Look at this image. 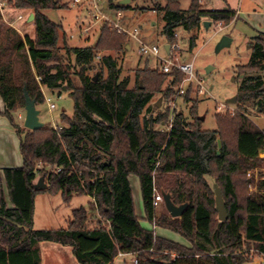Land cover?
<instances>
[{
  "label": "trees",
  "instance_id": "obj_1",
  "mask_svg": "<svg viewBox=\"0 0 264 264\" xmlns=\"http://www.w3.org/2000/svg\"><path fill=\"white\" fill-rule=\"evenodd\" d=\"M0 1L31 11L34 27L32 38L21 37L0 21L2 115L20 137L22 158L21 167L0 170V264H42L41 243L68 247L78 264H113L119 254L135 256L137 264H246L264 255V175L255 184L247 178L248 172L264 168V132L249 117L251 110L264 116L263 34L252 38L248 62L235 68L242 76L235 113L215 115L216 129L203 131V118L190 123L174 112L170 123L168 110L152 115L159 111L156 104L150 106L154 95L160 93L168 102L183 74L146 67L135 72L131 86L128 78L120 79L117 60L100 56L121 51L128 36L104 24L94 46L71 48L62 26L43 14L66 9L59 0ZM181 1L166 0L155 10L168 44L175 43L178 29L194 34L205 20L227 26L235 16L229 9L208 10L199 0H190L183 10ZM109 5L129 9L113 0ZM194 40L189 39V47ZM24 89L36 107L45 103L43 91L67 93L72 116L62 114L55 129L21 128L14 116L24 109ZM47 166L52 172H45ZM130 175L139 182L144 220L180 235L187 247L140 225ZM39 178L47 189L34 190ZM213 185L222 193L224 222L217 218ZM154 188L168 194L175 206L187 205L180 218L155 216ZM44 192L60 194L65 204L74 196H89L97 212L93 228L80 208L66 229L32 230L34 199Z\"/></svg>",
  "mask_w": 264,
  "mask_h": 264
},
{
  "label": "rangeland",
  "instance_id": "obj_2",
  "mask_svg": "<svg viewBox=\"0 0 264 264\" xmlns=\"http://www.w3.org/2000/svg\"><path fill=\"white\" fill-rule=\"evenodd\" d=\"M61 5H65L64 10H49L44 11L43 14L53 23L60 24L63 29L66 43L71 48H85L94 46L100 29L104 24L97 23L92 25L91 30L86 36H79V29L88 26V20H85L84 13L79 11L77 7L71 6V0H59ZM115 4H119L120 0H113ZM231 7L237 11L238 19L234 23L228 24L225 27L221 25L219 30V23L214 24L209 22V27L205 30L200 26L198 32L187 33L182 29L176 30L175 43L168 44L161 35L162 22L160 15L155 10L163 7L166 0H130L129 9L121 11L123 17L121 19L115 18V12H108L105 15L117 23L119 26L128 30L137 29L138 33L135 39L129 38L123 46V49L118 52H101L100 56L109 55L117 60V65L121 68L120 79L128 78L131 86L135 83V72L142 70L146 67L157 69L160 72V62L151 56H141L139 50L141 45L156 46L158 48V57L163 60L167 57L164 50L165 46L175 47L172 53V59L177 60L178 63L193 62L194 64V78L192 81L187 80L183 75V80L177 88L176 93L171 97L168 102L162 100L160 93L155 94L150 106L159 104V111L152 110V115L155 117L159 112L168 110L169 120L172 118L174 112H181L186 120L193 123L195 118H203L201 122V129L203 131H213L216 129L215 115L217 114H230L233 115L236 111L235 104H229L226 100L236 97V87L239 84L242 76L236 73L235 68L244 66L250 56L251 38L256 37L258 34L254 30H259L257 18H254L255 13L264 14V0H243L242 4L238 5L239 0H226ZM7 2V1H6ZM6 2H1L0 5V21L7 27L17 31L21 37H25L28 33L27 28V12L13 9L12 6ZM190 0H182L180 7L184 10L189 6ZM199 3L210 10H222L224 7L223 0H199ZM257 11V12H256ZM257 13V14H258ZM21 16V20L17 17ZM260 31V30H259ZM72 36V38H70ZM195 36L193 47H189V39ZM228 37L232 40L229 47L223 48L219 52L216 47L222 37ZM250 39V40H249ZM247 40V41H246ZM97 64V61H95ZM211 67L212 70L206 73V68ZM93 75V73H90ZM182 90L183 94L180 95L179 91ZM44 95L49 97L55 105V109L50 111L46 103L36 109L40 112V121L44 126L54 128L60 126V116L62 114L71 117L73 114V100L64 92L60 95L43 91ZM187 97V101L185 98ZM237 100V97H236ZM194 109L192 115L190 109ZM250 119L255 126L264 132V116L258 115L255 111L250 112ZM15 122L23 128L24 110H19L15 113ZM162 129L164 128H158ZM14 138L20 142V137L14 131ZM12 139L6 132L0 131V156L2 158L6 155L8 159L14 158L16 151L20 156L18 145L15 143L11 145ZM14 142V140H13ZM4 146V147H3ZM51 166L45 167V172H52ZM259 174L264 175V168L248 172L247 178L252 179L253 183L259 180ZM137 180L135 177H133ZM213 181L210 180V185ZM3 195L10 208L11 205L8 201L7 191L2 181ZM250 192L254 191V187L250 186ZM134 205L135 214L138 217H143L144 211L142 200L139 190H134ZM95 206L92 200L87 195L74 196L68 204L63 203L60 194L50 195L47 192L38 194L34 199L33 210V226L32 230H58L66 229L69 221L72 219V212L74 210L83 208L89 218L88 228L91 229L95 225L93 216L95 215ZM165 215L169 217L164 203H160L155 208V216L160 217ZM170 218V217H169ZM143 227H149L148 223H141ZM156 236L168 241L188 246V242L180 235L165 229H157ZM65 249L54 243H41L39 251L44 249ZM75 264H78L73 257ZM114 264H122L118 260ZM126 264H131L127 260Z\"/></svg>",
  "mask_w": 264,
  "mask_h": 264
},
{
  "label": "built area",
  "instance_id": "obj_3",
  "mask_svg": "<svg viewBox=\"0 0 264 264\" xmlns=\"http://www.w3.org/2000/svg\"><path fill=\"white\" fill-rule=\"evenodd\" d=\"M110 0H71V6L77 7L79 11L84 13L85 20H88V26L82 27L79 29L78 35L79 36H86L88 35L89 31L92 28V25L97 23H107L111 27L117 30L118 33L124 34L129 38L135 39L137 36V29H132L131 32L124 29L123 27L119 26L117 23L110 20L105 14L108 12H115V18L121 19L123 14L121 11L115 10L109 5ZM2 4L0 5V7ZM22 17H17V20H21ZM221 23H219V30H221ZM174 37H177L176 33ZM72 38V36H70ZM175 51V47H168V51L166 52L167 57L163 60L159 59L158 57V48L156 46H146L141 45L139 53L141 56H151L156 58L160 62V73L162 74H169L173 69L178 71L179 73L183 74L187 77V80L192 81L194 78V64L193 62H184L178 63L177 60L172 59V53ZM39 81V79H37ZM179 94L182 95L183 91L180 90ZM44 100L47 105V108L52 111L55 109V105L52 103L51 99L44 95ZM172 119V118H171ZM170 119V123H171ZM170 123L168 128H170ZM56 127H54L55 129ZM60 129V128H59ZM160 203H163V197L160 192H158L155 188L153 189V207L156 208ZM255 256L259 257V264H264V255L257 254ZM254 257V256H253ZM252 257V258H253ZM135 264L137 262L135 261Z\"/></svg>",
  "mask_w": 264,
  "mask_h": 264
},
{
  "label": "crops",
  "instance_id": "obj_4",
  "mask_svg": "<svg viewBox=\"0 0 264 264\" xmlns=\"http://www.w3.org/2000/svg\"><path fill=\"white\" fill-rule=\"evenodd\" d=\"M122 1L123 0H120L119 4ZM242 1L243 0H239L238 1V5L242 4ZM129 2H130V0H129ZM223 2H224V5H223L224 7L222 8V10L229 9V10H231V11H233L235 13L234 19L230 22V24H232V23L235 22V20L238 19L237 11L234 9V7L232 8L231 5L226 0H223ZM210 10L211 11H216V10H212V9H210ZM257 13H255L253 15V17L257 18V21H258L257 23L259 24V30L260 31L259 30H254V31L257 34H263L264 35V14L263 13H258L257 14ZM29 15H30V13L27 12V16L28 17H29ZM27 25L28 26H27L26 30H28V33H26L25 35H27L28 37L32 38L33 35H34L33 23H27ZM229 25H227V26H229ZM227 26H225V27H227ZM226 102H227V100H226ZM3 112H4V105H3L2 100L0 99V131L6 132L9 135V137H11V139H12L11 145L14 146L15 143H16V145H18V150H19L18 141L16 140V138H14L15 137L14 136V130L10 126L9 122L7 121V119L2 115ZM39 119H40V117H39ZM13 140H14V142H13ZM15 146H14V148H15ZM19 154H20V152H19ZM263 156H264V152H263ZM21 165H22V158H21V155L20 156L17 155V151H16V154H15L14 158L13 159L10 158V160L8 159V157L6 155L3 158H2V156H0V170L5 169V168H19V167H21ZM133 177H135V176H133V175L128 176V183H129V186H130V189H131L132 198H133V204H134V195H133L134 194V190L135 191L139 190V192H140V186H139L138 179L135 177L137 179V180H135ZM140 195H141V193H140ZM95 211H96V209H95ZM134 211H135V205H134ZM96 216H97V212L95 213L93 218H95ZM138 218L140 219V221H139L140 225H141V223H147L144 220L145 216L138 217ZM143 228L147 229V230H152L155 235H156L155 231L157 229H160V228H157V227H154V226H151V225H149V227H143ZM40 257H41L42 264H75L70 249H68V250L57 249V248H53V250L52 249H44V250H41V256ZM117 260L120 263H122V264H126L127 260H129L131 262V264H135L136 258L133 255H122V254H119L114 259V262L117 261ZM114 262H113V264H114ZM259 262H260L259 257L258 256H254L252 258V260L249 263H246V264H259Z\"/></svg>",
  "mask_w": 264,
  "mask_h": 264
},
{
  "label": "water",
  "instance_id": "obj_5",
  "mask_svg": "<svg viewBox=\"0 0 264 264\" xmlns=\"http://www.w3.org/2000/svg\"><path fill=\"white\" fill-rule=\"evenodd\" d=\"M129 4V0H123L120 5L126 6ZM28 23H33V15L30 14L28 19ZM203 28L207 29L209 27V22H203L202 23ZM232 43V40L228 37H222L220 42L218 43L216 47V51L219 52L223 48L229 47ZM165 52L168 51V46L164 47ZM212 70L211 67L206 68V73H209ZM96 78H94L95 80ZM23 98H24V119H23V128L29 131H38L43 129L44 124L40 121L39 116L40 112L38 109H36L35 102L31 100L25 91L23 90ZM236 97H233L229 100H227V103L229 104H235ZM157 107H159V104H156ZM35 191H43L47 189L46 184H44V179L39 178L37 183L33 186ZM213 194H214V202H215V211L217 213V218L219 221L224 222L227 220V214L224 207V201L222 198V193L217 185H213ZM163 197V203L165 206V209L167 213L169 214V217L172 219H178L182 216L183 211L186 209L187 205L183 204L181 206H175L168 194H162Z\"/></svg>",
  "mask_w": 264,
  "mask_h": 264
}]
</instances>
